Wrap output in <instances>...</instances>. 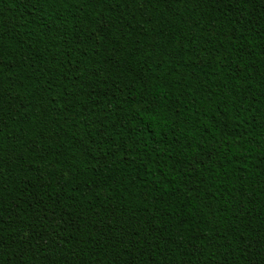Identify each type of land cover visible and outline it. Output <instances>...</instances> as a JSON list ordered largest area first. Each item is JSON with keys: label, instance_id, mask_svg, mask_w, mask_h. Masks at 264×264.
<instances>
[{"label": "trees", "instance_id": "16d2710c", "mask_svg": "<svg viewBox=\"0 0 264 264\" xmlns=\"http://www.w3.org/2000/svg\"><path fill=\"white\" fill-rule=\"evenodd\" d=\"M0 264H264V0H0Z\"/></svg>", "mask_w": 264, "mask_h": 264}]
</instances>
